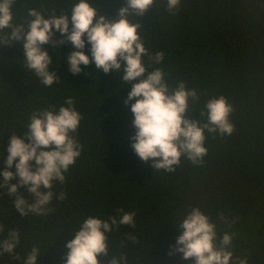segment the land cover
Segmentation results:
<instances>
[{"label":"trees","instance_id":"16d2710c","mask_svg":"<svg viewBox=\"0 0 264 264\" xmlns=\"http://www.w3.org/2000/svg\"><path fill=\"white\" fill-rule=\"evenodd\" d=\"M76 2L14 0L13 23L27 27L29 9L45 18L53 13L70 16ZM91 3L109 20L117 19L124 6V0ZM129 20L142 25L139 35L150 55L164 54L159 64L143 57L147 70L162 69L170 90L183 81L196 91L199 99L189 101L192 111L185 118L205 123L206 101L222 95L233 107V133L205 132L208 151L201 163L182 156L172 173L153 169L131 148L133 115L123 103L131 85L124 83L122 73L105 74L90 63L73 75L67 61L74 50L71 43L58 49L45 44L51 58L48 70L61 79L46 87L25 66L22 41L0 47V171L10 137L24 138L37 110L58 111L71 97L82 117L72 133L82 146L80 155L63 173L62 183L53 181L47 205L51 211L21 217L15 196L0 187V242L10 229L19 231V243L11 254H0V264H24L33 247L41 254L37 264H65L66 242L81 223L89 216L107 219L116 209L135 212V228L120 225L106 234L108 255L98 257L100 264L122 254L127 264H192L174 251L177 227L192 207L216 226L217 245L225 233L231 236L227 250L232 264L239 259L264 264V0H181L174 12L167 10L166 0H155L142 17ZM61 38L54 33L53 39ZM89 48L86 43L83 51L90 56ZM61 193L63 200L57 198ZM17 194L34 201L26 187Z\"/></svg>","mask_w":264,"mask_h":264},{"label":"clouds","instance_id":"9594fccd","mask_svg":"<svg viewBox=\"0 0 264 264\" xmlns=\"http://www.w3.org/2000/svg\"><path fill=\"white\" fill-rule=\"evenodd\" d=\"M154 2L124 0L115 20L99 15L91 0H77L70 16L53 13L45 18L37 10L29 9L27 14L31 19L25 27L13 23L11 5L14 0H0V47L22 41L25 66L46 87L61 79L48 70L51 58L43 49L45 44L58 49L66 42L71 43L74 50L68 54L67 61L73 75L82 71L81 65L90 63L105 74L110 71L122 73L121 79L131 85L123 100L133 115L131 124L135 132L130 137L131 148L141 161H150L153 169L172 173L182 156L193 164L202 162L208 151L204 146L205 132L221 136L233 133L234 125L229 119L233 107L224 96L213 97L204 105L205 123L187 119L185 114L192 111L189 101L199 99L196 91L186 88L183 81L170 90L162 69L147 70L143 57L148 56L150 61L159 64L164 54H149L138 31L142 25L131 22L129 17H142ZM180 3L181 0H166L167 10L174 12ZM55 32H59L62 38L53 39ZM86 43L90 45V56L83 51ZM65 104L67 107L61 106L58 111L37 110L26 125L28 131L24 138L14 133L10 137L5 167L0 171L3 178L0 187L7 188L8 195L15 196L13 204L21 217L30 212L46 215L51 211L47 205L53 198V181L62 183L65 179L63 173L80 155L82 146L72 133L78 129L82 117L75 110L71 97L65 100ZM200 116L204 117L205 112H200ZM13 167L15 172L10 170ZM13 179L17 183H10ZM19 187L27 188L34 197L32 203L17 194ZM57 198L63 200L65 197L61 193ZM115 211L116 215L107 219L89 216L81 223L74 238L66 242L69 251L65 264H100L98 257L108 255L106 234L120 225L135 228V212ZM177 229L179 235L174 251L181 253L182 259L192 264H232L233 254L227 250L231 236L225 233L217 245L216 226L199 208L192 207ZM3 230L0 224V232ZM128 239L135 241V236L129 235ZM18 243V229H10L8 238L0 242V254H11ZM39 255V249L33 247L24 264H37ZM108 264H127L126 256H113ZM238 264H247L246 259H239Z\"/></svg>","mask_w":264,"mask_h":264}]
</instances>
